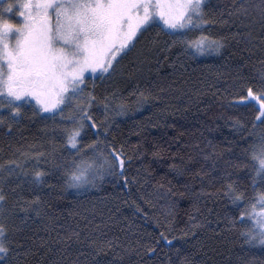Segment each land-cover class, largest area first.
Instances as JSON below:
<instances>
[{"label":"trees","instance_id":"16d2710c","mask_svg":"<svg viewBox=\"0 0 264 264\" xmlns=\"http://www.w3.org/2000/svg\"><path fill=\"white\" fill-rule=\"evenodd\" d=\"M86 83L47 114L0 97V264H264L245 218L264 196V0L150 22Z\"/></svg>","mask_w":264,"mask_h":264},{"label":"rangeland","instance_id":"374dc122","mask_svg":"<svg viewBox=\"0 0 264 264\" xmlns=\"http://www.w3.org/2000/svg\"><path fill=\"white\" fill-rule=\"evenodd\" d=\"M26 2L0 0V97L16 105H34L47 114L57 108L66 92L86 85V77L106 70L150 22L167 30L191 26L203 0L29 2H37L39 10L28 9ZM203 47L201 42L198 48ZM248 100L259 109V120L264 114V92L250 94ZM255 155L258 170L264 172V148ZM97 174V167L90 163L77 165L68 186L81 191ZM245 218L250 224L249 242L264 245V196L256 198ZM2 237L0 230V258Z\"/></svg>","mask_w":264,"mask_h":264},{"label":"flooded vegetation","instance_id":"af4514ba","mask_svg":"<svg viewBox=\"0 0 264 264\" xmlns=\"http://www.w3.org/2000/svg\"><path fill=\"white\" fill-rule=\"evenodd\" d=\"M29 2H33V0H27V2L26 3H29ZM31 3H29V5H28V9H32V10H34V9H37V10H39L40 8L37 6V2L36 3H32L31 5H30ZM31 11V10H30ZM108 26L109 25H106V26H104L103 28H108Z\"/></svg>","mask_w":264,"mask_h":264}]
</instances>
